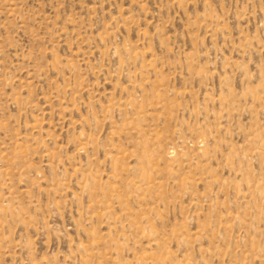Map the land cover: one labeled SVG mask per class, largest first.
Listing matches in <instances>:
<instances>
[{
	"label": "rangeland",
	"instance_id": "rangeland-1",
	"mask_svg": "<svg viewBox=\"0 0 264 264\" xmlns=\"http://www.w3.org/2000/svg\"><path fill=\"white\" fill-rule=\"evenodd\" d=\"M0 264H264V0H0Z\"/></svg>",
	"mask_w": 264,
	"mask_h": 264
}]
</instances>
